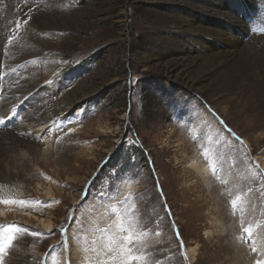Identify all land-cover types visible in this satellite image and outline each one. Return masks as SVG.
Wrapping results in <instances>:
<instances>
[{"label": "rangeland", "instance_id": "1", "mask_svg": "<svg viewBox=\"0 0 264 264\" xmlns=\"http://www.w3.org/2000/svg\"><path fill=\"white\" fill-rule=\"evenodd\" d=\"M220 2L0 0V34L9 37L21 22L6 48L8 57H0V71L19 58L13 76L30 84L40 79L18 91L22 94L55 83L54 92L41 98L53 106L52 122L40 119V125L25 127L29 141L1 142L0 199L59 202L49 207L0 204V225L53 233L18 234L4 264H96L107 258L91 251L107 240L98 230L113 226L115 232L120 220L135 224L137 234L148 233L136 248L149 264H256L264 259V114L256 108L258 101L247 96L230 108L232 93L240 90L223 88L217 108L210 107L213 91L188 89L152 69L181 53L190 55L197 40L226 48L184 32L194 23L241 33L236 24L206 11ZM224 3L249 25L240 36L244 42L264 39V0ZM29 15L42 16L39 30L34 32L31 23L23 27ZM59 15L66 22L57 30ZM74 87L76 98L70 92V102L65 101L63 95ZM188 160L198 163L200 174L190 173ZM40 220L51 221L52 227L42 228ZM245 227L252 229L251 237ZM190 247L196 248L194 261Z\"/></svg>", "mask_w": 264, "mask_h": 264}, {"label": "bare ground", "instance_id": "2", "mask_svg": "<svg viewBox=\"0 0 264 264\" xmlns=\"http://www.w3.org/2000/svg\"><path fill=\"white\" fill-rule=\"evenodd\" d=\"M223 1L225 2V0H221V2L218 3L220 4L217 5L218 7H215L214 3V10L206 7V11L214 16H216L215 14H219L223 16L226 21L233 25L236 24L235 26L239 27L241 33L235 35L220 31L213 27H204L194 23L187 24L184 32L186 35L195 37L196 39L201 36L209 42H220L224 44L226 48L214 49L197 40L195 41L197 49L193 50L190 55L181 53L168 61L153 65L152 69L155 72H164L169 78H176L182 81L183 85L188 89L197 88L204 91H213L214 97H209L207 102L210 107L213 106L214 108L218 106L215 99L219 98L221 89L226 88L229 91H236L239 89L240 92L238 95L237 93H232L233 97L231 98V102L228 103L229 107H236L244 98L248 100L250 98L254 101H258L256 108L264 114V39L252 37L244 42L243 38L245 37L240 36H243V33L249 30V25L227 9ZM262 11L264 12V9H262ZM31 17L32 19L29 23H31V26H35V32L40 29L37 19L42 18V16L36 15ZM262 18H264V15ZM25 19H28V17ZM65 22L66 18L62 15L55 16L57 30L65 28ZM24 26H26V24H23V27ZM11 35L8 36L10 37ZM9 37L6 38L5 35L0 34V57L3 60H6L8 57L6 48L13 45L7 43ZM13 61L14 63L7 67L8 70L3 72L0 71V74L2 73L0 75V77H2V81H0V118H5L8 125L7 127L0 126V149L2 150L4 148L1 142L4 140L9 143H13L12 139L18 143L24 140L29 141V136L25 131V127L27 128L30 125L35 126L36 124L40 125V119H46V122H52L55 113L52 105H47L43 102L44 100H41V98L48 97L50 93L54 92L53 90L51 91V88L55 83L50 81L47 83L50 84V86H40V90H35L31 94L27 91L23 94L18 92L23 90L25 86L32 84L37 85L36 83L39 82L40 79L35 78L31 80L32 84H30V82H27L25 79L16 78L13 74L14 69L19 66V63L17 64L19 58H15ZM223 66H227L226 69H223ZM9 71H11L10 73H12V75L8 73ZM33 75L39 77L38 71H33ZM75 88L76 87L72 90H67L62 98L70 102L71 97L69 93L72 92L74 95L73 98L75 99L77 93V89ZM20 95H22V97H20ZM247 96H249V98H247ZM19 98L25 100V103L23 104V101H20ZM13 99H16V101L13 102ZM32 101H35L34 105L31 104ZM14 112L17 114H13ZM222 115L225 118L228 117L227 106L222 108ZM14 123H22L23 125L20 126V124H17L12 126ZM12 147L13 150H15L16 146L14 145ZM17 149L19 150L18 147ZM48 151H50V149H47V152ZM82 160L86 162L84 159ZM199 167L197 162L187 161V169H190V173L200 174L201 170ZM190 173H186V175L194 176ZM52 195L50 191L47 193V196ZM206 214H209V210H207ZM38 224L44 229L52 227L51 221L46 222L40 220ZM188 251L190 253V259L194 261L197 255L196 248L190 247Z\"/></svg>", "mask_w": 264, "mask_h": 264}, {"label": "snow or ice", "instance_id": "3", "mask_svg": "<svg viewBox=\"0 0 264 264\" xmlns=\"http://www.w3.org/2000/svg\"><path fill=\"white\" fill-rule=\"evenodd\" d=\"M31 15L28 16V19L23 20V24H28L31 21ZM21 22L17 21L15 24V30L13 34L8 38L7 43L12 44L15 39V33L20 30ZM220 124H223V121H220ZM0 126L7 127L6 119L0 118ZM239 141L240 145H243V140H240L238 137L236 138ZM203 155H207V151L202 153ZM247 155V153H245ZM209 167L212 169L213 174L215 175L216 169L210 163ZM258 167V165H257ZM257 173L255 171L252 172L253 179L256 178ZM47 178V177H46ZM219 179V177H217ZM264 179V177H262ZM222 183H226L225 181H221ZM261 188L264 189V185H261ZM252 191V189H249ZM103 195L110 196L111 193H103ZM260 196L264 197V191L260 192ZM130 199V197L126 198ZM240 199L239 196L236 197V200L232 201V206L236 208V201ZM53 203H59L58 201H24V200H15V199H0V204L4 205H19L21 207H30L32 205H39L43 207H49ZM169 212V209H165ZM71 219V217H70ZM131 219V218H130ZM113 226H108L107 229H99L98 231L101 232L102 236H107L106 242L101 241L100 247L96 248L93 247L91 249L92 252L96 254L97 257H107L106 259H98L96 264H149L147 256L144 254L142 249L136 248V241L141 236H147V232L140 231L137 234V226L129 221L120 220L115 223L114 227L116 229L115 232H112ZM66 228L64 225H61L60 232L61 236H64V232ZM109 232H112L111 235H108ZM243 232L246 233L249 237L252 236V229L251 228H243ZM21 233H29L33 237L39 236H46L52 235L53 233L49 231V233H38L35 231H31L29 229H25L21 226H17L15 224H8V225H0V264H4V257L7 256L8 251L12 248L17 235ZM157 236L160 233L157 231L155 233ZM177 238L178 234H177ZM63 247L67 248L68 244L66 241L63 242ZM181 249L184 248L183 242L180 243ZM261 247L264 248V242H262ZM258 249L256 247H252V252H257ZM184 254L183 252L181 253ZM187 258V257H185ZM256 264H264V259H258Z\"/></svg>", "mask_w": 264, "mask_h": 264}]
</instances>
